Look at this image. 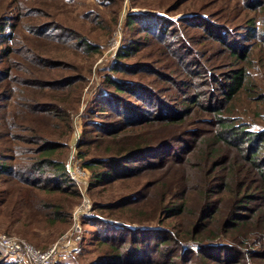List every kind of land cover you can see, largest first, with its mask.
Masks as SVG:
<instances>
[{
  "label": "rangeland",
  "instance_id": "rangeland-1",
  "mask_svg": "<svg viewBox=\"0 0 264 264\" xmlns=\"http://www.w3.org/2000/svg\"><path fill=\"white\" fill-rule=\"evenodd\" d=\"M234 2L235 0H0V24L3 27L0 34L3 36L9 32L12 35L11 47L18 49L20 58L29 57L21 45L26 42L27 46L32 47V34L29 30L37 28L41 35L43 32H49L57 39L58 36L61 37L53 43L49 42L53 41L50 39L37 41L43 56L70 64L66 69L52 68L51 75L54 74L55 78L73 75L83 79L75 91L70 95L67 93L65 102L62 103L67 107L66 110L70 111V132H66L58 120L53 124L46 120L39 122L45 130L46 138L59 146L57 152H60L59 155L64 158L66 165V188L70 185V191L76 190L78 198L72 199L66 194L52 195L54 201L64 206L58 213L64 219L53 224L50 218L55 212L51 213L49 209H45L49 213L45 217L35 211L32 218V210L27 209L13 212L16 195H8L6 192L15 180L9 177V170L5 169L0 173V233L22 238L37 249H45L56 243L61 245V238L67 234L72 239L77 233L75 227L79 226L82 229V240L76 245L78 250L68 252L61 248L54 264H105L109 260L107 252H111L112 246L124 254L128 253L130 248L146 253V264H210L209 258L200 263L195 252L191 256V251L179 244L171 245V252L175 255L170 258L171 252L157 248V237L154 236H160L163 230L179 223L177 218L172 219L167 214L155 211V207L159 206V191L164 192L165 201L177 194L176 196L184 199L186 204L191 203L198 208L205 204L201 203L205 191L202 173L207 170L200 173L197 168H191L189 163L192 153L188 155L185 151L196 136L211 137L214 125L209 122L197 123L193 125L191 132H184L187 128L184 126L176 128V133L170 137L156 135L148 142L155 145L152 151L129 155L118 163L116 159H109L115 156L107 152L112 146L111 136L107 135V131L121 126L119 129L130 132L129 140H134L137 136L155 130V121H137H143L148 116H160L162 107L165 112H169L172 106H182L186 98H193V94L206 90V87L201 86H182L181 80L188 74L186 68L199 75L197 81L203 80L209 85L211 78L204 76L205 71L196 60V64L192 65V51L187 54L185 48H180L175 43V37H183L191 43L195 42V36H200L199 34L205 37V34L201 33L202 29L191 25L193 22L202 23L204 20L210 23V20L218 19L232 28H244L254 14L241 4L234 6ZM222 4L227 6L230 13L224 11L225 6ZM129 16L133 18L131 23H127ZM158 28H166L168 32L172 30L174 39L171 50L183 54L180 57L184 59V67L180 65L179 59L157 49L160 46H143L149 42L155 44L156 35H152V31ZM243 28L236 29L238 40L244 41L245 36H252L250 41L244 44L253 43L254 35H247V30ZM82 40L91 47L81 45ZM168 40L171 38L168 37ZM131 42L143 47H133L128 55L118 57V53ZM209 43V39H204L201 44H193V54L195 56L197 52L209 47L211 60L208 64L213 70L212 74L218 77V74L231 69L226 65L222 66L223 56L215 53V49L220 47L213 43L209 46ZM3 48V44H0V59L3 56ZM259 49V46L252 48L254 68L250 70V74L254 83L250 86L253 92L237 95L225 107L236 122L247 123L251 130L264 129V52ZM20 61L25 62L22 59ZM159 66H163L159 69L163 76L158 75ZM3 68V62H0V70ZM116 68L121 69L116 71ZM107 78L109 81L124 82L123 88L126 90L116 93ZM1 88L0 86V90ZM59 96H62V92L56 91L55 97ZM256 97L258 99L254 100ZM213 99L212 104H215L217 99ZM110 104L115 106L114 111L106 109L110 108ZM29 115L15 119L19 125L25 126L24 118L28 120ZM126 120L128 122H125ZM119 129L116 133L122 131ZM17 133L23 134L21 131ZM3 144L0 142V145ZM217 147L221 156L237 154L234 149L221 144ZM17 160L23 164H31L30 160L23 157H17ZM91 160H102L100 168L88 169L85 164ZM159 160L163 162L157 167ZM217 170L214 169V172ZM105 172L110 174L104 180L97 181L94 178L96 174ZM133 172L137 173L130 174ZM24 176L29 177L28 174ZM36 177L38 178L34 180H38V183H46V180L51 178L48 175ZM29 178L32 180V176ZM11 187L19 188V185ZM22 189L31 190L29 186H23ZM41 196L46 197V194ZM175 198L172 201L176 200ZM73 200L76 204L71 203ZM178 202L179 199L175 203ZM254 206L258 210V217L264 214V201H256ZM200 212L201 210L199 214ZM120 226L151 231L138 232L144 239L136 242L117 237L101 244L100 240L96 239L105 236H127L125 233H116ZM71 244L74 245L73 242ZM209 246L218 249L210 250L212 248H208ZM260 249L264 251V247L257 248L260 255H253L250 249L244 251L242 256L253 257L254 264H264V253ZM203 251H210L213 259L225 260L234 257V249L220 240L211 242ZM103 258L104 261L101 262ZM238 260L243 261L242 258Z\"/></svg>",
  "mask_w": 264,
  "mask_h": 264
},
{
  "label": "trees",
  "instance_id": "trees-1",
  "mask_svg": "<svg viewBox=\"0 0 264 264\" xmlns=\"http://www.w3.org/2000/svg\"><path fill=\"white\" fill-rule=\"evenodd\" d=\"M235 4L243 5L249 12L254 14L247 21V26H244V28L239 27L246 29L247 35H254L255 41L249 43L250 45L244 44V42L250 41L252 36H245L244 41L238 40L239 34L236 29L239 28H232L219 22L218 19L210 20V23L206 20H204L205 23L193 22L192 27L202 29L203 32L201 33L205 34V37L203 34L195 36L196 39L193 43L183 37H175V43L180 48H185L187 54L192 51L193 58L191 57L190 60L192 65L196 64V60L205 71L204 76L211 78L210 86L203 80L197 81L199 75L185 66L188 74L181 80L182 86L190 88L206 87L204 92L193 94V98L189 96L182 102V106H172L169 112H165L162 107L160 116H148L143 121H137L142 123L155 121V130L137 136L134 140H129L130 132L119 129L121 126L107 131V135L111 136L110 143L112 144L107 152L115 156L109 159H116L115 161L118 163L129 155L144 153V151L147 153L151 149L153 150L155 145L148 142L153 140L156 135L158 137L160 135L170 137L176 133V128L184 126H187L184 132H191L193 131V125L197 123L209 122V124L214 125L211 137L199 138L196 136L191 144L187 145L185 151L188 155L192 153V160L189 163L191 168H197L200 173L207 170V172L202 173V183H204L205 191H203L204 195L201 203L205 204L201 208L191 203L186 204L184 199L181 200L180 196H176L177 194H174L177 198L173 197L165 201L164 192L159 191V206L155 207L157 213L167 214L172 219L177 218L179 222L177 225L163 230L160 236H154L157 237V248L170 253L172 251L171 245L179 244L186 247V250L191 251V256L195 252L200 263H204L209 258L210 264H254L253 257L244 258L242 254L244 251L252 249V254L257 256L260 255L257 248L264 247V214L258 217L256 215L258 210L254 206L256 201H264V129L251 130L247 123L236 122L235 118L230 115L229 110L225 108L237 95L253 92L250 86L251 83H254L250 74V70L254 68L252 65V57L254 56L252 48L259 46V50L264 52V0H235L234 6ZM222 5L225 6V4ZM224 11L230 13L227 6H225ZM132 19L130 16L127 17V23H131ZM0 31H3L1 24ZM40 32L37 28L29 30V33L32 34V47L27 46L26 42L21 45L22 49L29 55L27 58L25 56L20 58L17 54L18 49L14 50L11 47L12 35L9 32L3 36L0 34V44L4 46L3 56L0 59L4 67L0 70V86L2 87L0 90V142L4 143L0 145V173L8 169L9 177L15 180L12 181L9 190L6 192L8 195H16L12 207L13 212H20L24 209L32 210L31 216L33 218L35 211H38L41 217L48 216L49 213L45 209H49L51 213L55 212L54 216L51 215L50 218V222L53 224L60 219H64L58 214L64 206L58 201H54L52 195L56 193L59 195L66 194L75 199L78 198V194L76 190L70 191L68 187L70 185H67L66 188L67 172L64 158H61L60 152H57L59 146L46 138L45 130L41 128L39 122L46 120L53 124L54 121L58 120L62 123L65 131L70 132L71 125L68 119L70 111H67V107L62 103L65 102L64 97L67 93L70 95L72 91H75L78 83H82L83 79L73 75H63L58 76V78H55L54 74L51 75L50 70L52 68L53 70L55 67L66 69L70 67V64H64L61 61L43 56L37 41H49L48 39H50L53 41L49 42L53 43L55 40H60L61 37L58 36L57 39L49 32H43V35L39 34ZM152 35H156L155 44L149 42L143 46H160L157 49L174 56L175 59H179L180 65L184 67V59L180 57L183 54L177 53L174 49L171 50L172 40L174 39L172 30L168 32L166 28H158L152 31ZM166 36L170 37L171 40H168ZM204 39H209V46L213 43L220 47L215 49V53L223 56L222 66L226 65L231 70L218 74V77L212 74L211 71L213 70L208 64L211 60V54H208L209 47L202 52H197L194 56L192 45L201 44ZM81 45H85L86 48L91 47L89 43L83 40ZM143 46L131 42L127 48H123L118 53V57L128 55L133 47L138 49ZM161 51L160 53L164 55ZM168 51H172V53ZM11 54H14L13 57L10 56ZM183 57L186 58V56ZM21 59L25 62L22 63ZM51 62H55V64ZM162 67H158V75L161 76L164 75L159 70ZM120 69L116 68V71H120ZM109 82L116 93H121L125 89L123 88L124 82L117 80H110ZM56 91H61L62 96L55 97ZM37 95H39L38 99ZM214 97H216L217 102L212 104ZM257 99L258 97L254 98V100ZM109 106L110 108L106 109L114 111L115 106L113 104ZM23 115H29L28 120L24 118L25 126L19 125L15 119ZM118 129L122 131L116 133ZM17 131H21L23 134H19ZM15 142H21L22 144H16ZM218 144L234 149L237 152L236 156H221L217 147ZM25 153L29 155L26 156ZM17 157L30 160L31 164H23L17 160ZM177 160H181V158H177ZM162 162L163 160H159L157 167ZM101 164L102 160H91L85 165L88 169L94 170L100 168ZM216 168L218 170L214 172ZM137 172L130 174H136ZM24 174H28L29 177L32 176V180ZM109 174L110 172L98 173L94 178L101 181ZM36 175H48L51 178L46 180V183H38V180H34L38 178ZM12 185H19V188H13ZM23 186H29L31 190H23ZM41 194H46V197H42ZM174 198L176 200L172 201ZM177 199H179L178 204L175 203ZM71 203L76 204L74 200ZM199 210L202 213L199 214ZM17 221H19V218ZM186 226H188L187 229ZM125 227L120 226L116 233H125L127 236H105L96 239L100 240L99 243L101 244L117 237H122L125 241L136 242L139 239H144L138 232L149 233L151 231ZM216 240H220L234 249V257L225 260L221 258L213 259L210 251L202 252L206 246ZM142 244L145 243L142 242ZM208 248H212L210 250L218 249L215 246H209ZM119 251L112 246L111 252H107V259L109 260L105 264H146L145 261H147L148 255L140 250L130 248L128 253L125 254ZM260 251L263 250L260 249ZM174 255L171 252L170 258ZM240 258L243 261L238 260ZM262 258L264 259V257ZM103 261L104 258L101 262ZM1 262L18 264L6 260Z\"/></svg>",
  "mask_w": 264,
  "mask_h": 264
},
{
  "label": "built area",
  "instance_id": "built-area-1",
  "mask_svg": "<svg viewBox=\"0 0 264 264\" xmlns=\"http://www.w3.org/2000/svg\"><path fill=\"white\" fill-rule=\"evenodd\" d=\"M75 229L77 233L72 239L67 234L61 238V245L56 243L45 250L37 249L22 238L0 233V258L18 264H54L61 248L68 252L78 250L76 245L82 240V229L79 226Z\"/></svg>",
  "mask_w": 264,
  "mask_h": 264
}]
</instances>
